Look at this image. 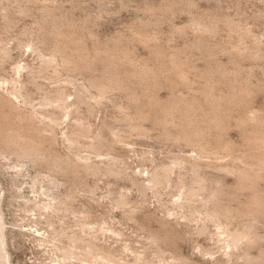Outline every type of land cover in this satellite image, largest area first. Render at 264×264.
Returning <instances> with one entry per match:
<instances>
[{
	"label": "rangeland",
	"instance_id": "obj_1",
	"mask_svg": "<svg viewBox=\"0 0 264 264\" xmlns=\"http://www.w3.org/2000/svg\"><path fill=\"white\" fill-rule=\"evenodd\" d=\"M0 212V264H264V0H0Z\"/></svg>",
	"mask_w": 264,
	"mask_h": 264
},
{
	"label": "bare ground",
	"instance_id": "obj_2",
	"mask_svg": "<svg viewBox=\"0 0 264 264\" xmlns=\"http://www.w3.org/2000/svg\"><path fill=\"white\" fill-rule=\"evenodd\" d=\"M30 152V151H29ZM154 179V178H153ZM157 180V179H156ZM192 193V192H191ZM0 216H1V212H0ZM1 219V218H0ZM4 245H3V243L1 242V239H0V260H4V253H6V252H4V247H3ZM6 247V246H5ZM68 253H70V252H68ZM72 253V252H71ZM7 254V253H6ZM8 256V255H7ZM8 260V259H7ZM1 261V262H2ZM5 262H6V260H5ZM9 262V261H8ZM7 263V262H6ZM5 264V263H4Z\"/></svg>",
	"mask_w": 264,
	"mask_h": 264
}]
</instances>
